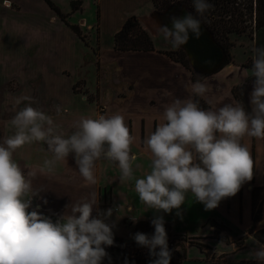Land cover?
<instances>
[{
    "label": "clouds",
    "instance_id": "obj_1",
    "mask_svg": "<svg viewBox=\"0 0 264 264\" xmlns=\"http://www.w3.org/2000/svg\"><path fill=\"white\" fill-rule=\"evenodd\" d=\"M212 7L209 0H193L197 14ZM171 24L170 29L153 22V35L162 36L173 50L187 44L189 33L196 38L201 35L200 20L192 14L173 16ZM252 51L251 112L239 101L204 110L191 98L174 100L164 107L165 122L144 141L151 161L143 178L134 175L142 165L136 163L138 156L132 152L136 137L130 134L123 115L95 119L82 115L74 125L76 130L66 136L57 132L52 116L31 106V97L16 98L17 105L29 103L9 121L14 133L0 143V264H102L108 256L104 246H113L114 236L110 225L92 216L98 201L95 193L73 204L71 212L56 222L36 210L29 211L32 198L43 190L34 189L33 179L38 173L55 175L57 163L67 161L70 154L87 185L98 183L99 161L115 163L120 182L134 181V190L148 209L171 213L191 193L208 211L224 198L235 196L253 177V160L241 140L246 136L264 139V47ZM191 90L195 96L205 97L210 87L196 81ZM56 112L60 114L59 106ZM34 142L45 143L52 159L25 172L14 153ZM104 215L110 217L112 210ZM151 223L155 229L151 237L137 233L134 239L156 257L152 264H170L165 221L158 216ZM256 243L258 248L250 255L264 262V244Z\"/></svg>",
    "mask_w": 264,
    "mask_h": 264
},
{
    "label": "rangeland",
    "instance_id": "obj_2",
    "mask_svg": "<svg viewBox=\"0 0 264 264\" xmlns=\"http://www.w3.org/2000/svg\"><path fill=\"white\" fill-rule=\"evenodd\" d=\"M155 1L156 6L152 0H0V143L14 133L9 121L17 111L29 103H15L16 98L22 95L31 97L32 107L52 116L58 126L57 132L66 136L76 130L74 125L80 116L91 117L89 104L84 101L91 97L95 100L99 98V78L102 73L99 43L105 48L108 47L116 28L124 18L126 20L130 16L138 18L140 26L150 37H156L146 29L149 14L158 12L162 5V0ZM237 3L244 2L240 0ZM150 5L152 8L148 11ZM238 10L245 15L241 5ZM142 17L144 19H141ZM223 18L229 19L230 15H224ZM228 41V54L232 62L251 72L252 49L255 48L256 42L260 47H264V29L258 32L257 36L252 34V40L246 33L228 35ZM172 53H175L176 58L181 57L179 49ZM247 82L243 88L236 87L233 93L237 101L244 105L245 110L251 112L250 94L255 77L247 78ZM57 106L61 108L59 115L56 112ZM99 108L100 106L95 107L97 113L100 112ZM68 110L69 114L64 115L63 112ZM74 112L77 115H71ZM32 144L25 145L14 153V159L25 172L36 166L30 163L36 159L35 155L43 154L45 158L42 162L50 159L47 156L53 155L46 150L45 143L40 142V146L39 142ZM73 171L80 176L77 166ZM39 181L40 175H37L33 179L34 189H37ZM96 189L97 185L92 192L96 193ZM54 197L58 198L57 195ZM97 198L96 207L112 209L116 214V207H112L106 200L101 201L98 196ZM32 199L37 206L39 201L34 197ZM34 204L33 210L38 214L52 219L53 222L59 218L49 217L45 210L40 209L39 205L36 209ZM131 217L118 219L119 226L115 227L112 218L106 221V224L112 227L113 236L125 242H135L132 229L139 220ZM209 224L212 225L211 222ZM208 230L209 228L201 230L190 227L188 233H183L181 229L172 227V233L193 238L190 242L208 244L209 247L200 252L194 246H187L188 240L182 241L186 247V258L182 264H264L250 255L251 251L258 248L251 235L246 233L244 246L237 248V243L234 242L239 239V232H229L230 229L226 227L225 230L219 229V236H227L230 241L233 240L231 244L226 245L216 239L215 227L211 231ZM190 233H198L199 236ZM135 250L145 255L149 249L140 247ZM116 257L119 258V255Z\"/></svg>",
    "mask_w": 264,
    "mask_h": 264
},
{
    "label": "crops",
    "instance_id": "obj_3",
    "mask_svg": "<svg viewBox=\"0 0 264 264\" xmlns=\"http://www.w3.org/2000/svg\"><path fill=\"white\" fill-rule=\"evenodd\" d=\"M146 1L150 2L151 0ZM151 8L152 5L148 11H151ZM124 21L125 18L116 28L114 34L121 28ZM114 34L108 47L105 48L99 43L102 72L99 78V98L94 99L92 103L89 101H84V103L89 104L93 119L99 115L107 117L116 113L124 116L130 134L136 137V141L132 145V152L138 156L136 163L142 165L140 169L134 170V175L137 178H143L150 170L151 161V154L146 151L144 141L159 124L165 122L163 111L166 105L176 99L191 98L194 100L197 96L192 93L191 85L200 81L210 87V92L205 97L198 98L208 105L209 109L207 110H217L224 104L237 101L233 90L236 87L246 86L247 78H250L252 73L241 65L229 64L213 75L194 80L189 69L164 54V52L174 50L162 36L152 37L153 51L120 52L113 48ZM93 104L96 108L100 106L99 113L95 111ZM69 112L70 110L63 113L67 115ZM71 115L77 114L74 112ZM241 143L248 148L252 157L253 177L250 181L242 184L235 196L224 198L213 210L206 211L205 206L198 202L191 193L186 196L185 203L181 208L173 209L171 213L148 209L140 202L134 190V181L121 183L118 166L113 162L102 160L98 162L96 169L98 183L95 194L101 198V201L106 200L112 207H116L117 211L116 214L112 211L110 217H105L104 214L109 209H99L95 206L92 216L103 219L104 223L112 218L114 227L119 226L117 220L123 217L133 216L137 221H152L154 218L162 216L165 223L181 229L183 233H188L187 230L190 227L201 230L209 228L208 231H211L213 227L209 222L215 221L229 228V232L234 230L239 232L238 235L242 237L252 225L251 191L254 188L262 187L264 183V139L246 136L241 140ZM40 157L42 160H36ZM34 158L36 159L31 160L30 163L39 165L43 163L45 157L40 153ZM47 158L52 159V156H47ZM76 166L74 154H70L67 161L57 163L55 175L37 174L40 175L37 189L43 190L34 199L39 201L37 204L40 209L45 210L49 217L69 214L73 204L90 198L93 194L92 191H95L96 185H87L83 178L73 171ZM55 195L58 198H55ZM37 206L35 205L36 209ZM191 235L199 236L198 233Z\"/></svg>",
    "mask_w": 264,
    "mask_h": 264
},
{
    "label": "trees",
    "instance_id": "obj_4",
    "mask_svg": "<svg viewBox=\"0 0 264 264\" xmlns=\"http://www.w3.org/2000/svg\"><path fill=\"white\" fill-rule=\"evenodd\" d=\"M238 1L240 0H209L213 7L203 15H200L195 13L193 8V0H162V5L158 12H162L167 7L175 3L183 4L188 10H190L193 16H196V18L199 19L201 23H203V25L213 34L215 41L227 52L228 57L225 63V66H227L229 64H234L228 54V49L230 46L228 35H242L248 33L252 40V34L255 33V36H257V33L264 29V0H243V4H238ZM152 2L155 6L157 5L155 0H152ZM240 5L242 10L245 12V15L239 12L238 7ZM224 15H230V18L225 20L223 18ZM243 17H245L244 20ZM257 47H260L258 42L255 44V48ZM113 48L115 51L120 52L154 50L152 37H150L146 30L142 29L138 19L134 16L128 17L122 24L121 28L114 34ZM179 53L181 57L176 58L175 53L164 52V54L171 60L181 63L185 68L191 71L185 53L181 49H179ZM191 73L193 74L194 80L205 78L196 76L192 71ZM87 101L92 103L94 102V98H88ZM194 101H198L199 106L202 109H209L208 105H206L198 97H195ZM44 146L48 151L47 145L44 144ZM251 200L252 225L247 231V234L251 235V237L260 244H264V229L260 231H254V227L260 218L261 205L264 201V183L262 187L254 188L251 191ZM151 222L152 221L150 220L138 221L132 229L133 236H135L137 233H143L151 237L155 232ZM211 224V226L216 228L215 236L218 241L223 242L226 245L232 243L227 236L218 235L219 229L225 230L224 225L215 221H211ZM164 227L168 237V248L171 252L170 264H182L183 261H185L186 247L183 245L182 241L184 242L188 240L187 246H194L200 252L209 249L207 245L192 243V241L190 242V240L193 238H188L187 236L181 237V235L172 233V227L168 223H165ZM246 239V236L240 237L236 240V242H234L235 244L237 243V246H235L237 248L243 247ZM104 247L108 253V256L103 259L102 264H152V261L156 259V257H151L149 250L145 255L138 253L135 248L139 250V248L142 246H139L136 241L129 243L116 236H114L113 246ZM156 251L158 252L159 249ZM117 254L119 255V258L116 257Z\"/></svg>",
    "mask_w": 264,
    "mask_h": 264
},
{
    "label": "water",
    "instance_id": "obj_5",
    "mask_svg": "<svg viewBox=\"0 0 264 264\" xmlns=\"http://www.w3.org/2000/svg\"><path fill=\"white\" fill-rule=\"evenodd\" d=\"M192 14L183 4L175 3L162 12L154 11L148 16L146 29L152 33L153 22L160 26L172 27L171 18H183ZM201 23V22H200ZM201 35L196 38L189 33V41L180 49L185 53L191 71L198 77H207L219 72L227 61V52L215 41L213 34L201 23ZM253 91V90H252ZM252 93V92H251ZM250 104V109H251ZM264 229V201L261 205V218L256 223V231Z\"/></svg>",
    "mask_w": 264,
    "mask_h": 264
},
{
    "label": "built area",
    "instance_id": "obj_6",
    "mask_svg": "<svg viewBox=\"0 0 264 264\" xmlns=\"http://www.w3.org/2000/svg\"><path fill=\"white\" fill-rule=\"evenodd\" d=\"M34 209L33 203H32V207L29 209V211H32Z\"/></svg>",
    "mask_w": 264,
    "mask_h": 264
},
{
    "label": "flooded vegetation",
    "instance_id": "obj_7",
    "mask_svg": "<svg viewBox=\"0 0 264 264\" xmlns=\"http://www.w3.org/2000/svg\"><path fill=\"white\" fill-rule=\"evenodd\" d=\"M253 90V89H252ZM250 96H251V94H250Z\"/></svg>",
    "mask_w": 264,
    "mask_h": 264
}]
</instances>
